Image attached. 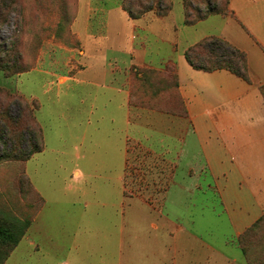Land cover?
Wrapping results in <instances>:
<instances>
[{"label": "crops", "instance_id": "1", "mask_svg": "<svg viewBox=\"0 0 264 264\" xmlns=\"http://www.w3.org/2000/svg\"><path fill=\"white\" fill-rule=\"evenodd\" d=\"M86 1L84 19H78L77 7L71 22L80 43V50L72 52L78 66L54 72L40 60L32 70L49 78L43 97H31L39 104L43 150L26 162V173L43 206L29 230L49 205L57 210L64 201L66 211L74 209L67 221L43 226L78 230L71 251L89 252L94 242L104 245L110 230L118 260L113 264H249L237 241L264 216V98L259 90L264 83V0H230L231 14H213L194 25L184 23L183 9L180 28L171 37L149 30L164 21L155 12L133 20L121 0L114 5ZM119 25L128 28L130 45L118 47L122 54H109L108 33ZM138 30L142 45L134 51ZM211 36L247 54L251 83L226 70L209 73L188 64L186 49ZM150 45L157 52H148ZM161 46L172 54L163 56ZM174 53L187 116L131 105L126 86L131 69H160ZM52 140H60L61 149ZM132 149L144 158V168L130 182L126 166ZM42 170L66 172L63 197L47 199L42 193L35 181ZM43 183L51 188L47 177ZM202 209L226 217L224 235L201 229ZM88 230L96 232L81 236ZM31 242L40 252L46 240ZM51 243L55 240L49 237Z\"/></svg>", "mask_w": 264, "mask_h": 264}, {"label": "rangeland", "instance_id": "2", "mask_svg": "<svg viewBox=\"0 0 264 264\" xmlns=\"http://www.w3.org/2000/svg\"><path fill=\"white\" fill-rule=\"evenodd\" d=\"M118 1L120 0H105L108 5H114ZM169 1L172 3V10L168 16L164 18L162 23L155 22L149 27V30L151 29V32H154L156 36H161L162 34L171 37L174 36L173 29L177 27L179 30L180 28L183 17L182 0ZM97 3H99V0H93V4L97 5ZM77 7L79 9L78 19L82 20L86 14V0H0V12H2L0 15V59L4 60V62L6 61V57H3L6 55L5 49L7 51L16 50L20 54L16 70H19V68L26 70L9 78L0 71V87L2 89L20 94L31 102L33 100L32 96L43 97L45 78H49V75H38V73L36 75L32 71L37 67L40 60L44 66H51L54 72H63L65 67L68 66H78L76 59L72 58V52L80 50V43L71 28V22L76 15ZM108 8L112 9V6ZM142 27L147 28L145 26ZM113 29H116L115 31L118 30L117 35ZM129 33L128 28L123 25L114 26L110 29L108 33L109 39L106 41L109 54L121 53L118 47H128L130 45L129 37L131 34ZM141 35L140 30L135 34L134 51H137L139 46L142 45L140 42ZM178 35L179 33H177V37ZM153 38L150 37V39ZM157 50L156 45H150L148 52L155 53ZM159 50L163 53V56L172 54L171 51H166L164 46H161ZM124 56L123 54L122 57ZM176 59L177 54L174 53L173 57L170 56L167 59L169 62L163 67L165 68L167 65L176 67ZM163 67L160 69L149 66L137 68H152L161 71L164 69ZM134 68L131 69L126 86L129 87L133 94L132 99L135 105L167 114L180 115L183 99L179 86L177 87L176 85L177 81L167 80L162 73L148 77L147 80L143 81L144 78L136 76ZM164 83L170 87L164 88ZM149 84L152 85L150 86ZM40 100L41 103H46L43 98ZM46 105H53V103L48 102ZM59 105V107L64 106L63 97L60 99ZM12 111L17 114V106L12 107ZM216 129L219 131V126ZM58 132H63V129H59ZM53 144L61 149L60 140L54 141ZM138 154V150H131L129 170L127 172L130 182L132 177L138 178L143 172L144 167L141 163L144 158ZM33 166L34 161L29 162L28 171L31 177ZM41 173L42 178H39L38 174L37 177L35 176V181L47 199L63 197L62 184L66 172L64 170H42ZM46 177L47 180L52 181L51 188H48L49 184L43 183L46 181ZM45 185L47 188H42ZM51 205L54 207L55 203ZM42 206L43 201L27 176L26 162L14 159L0 161V223L11 225L16 221H31L32 225ZM50 208L49 205L43 217L30 230L31 225L29 226L27 234L18 247L11 251L10 255H12L8 258L6 264H65V261H70L72 264L118 263L116 250L113 251V242L109 240L108 231L110 230L105 232L107 236H105L106 243L104 245L94 242L91 244L93 250L89 252L82 253L81 250L79 251L75 248L71 251L72 237L78 230H65L64 228L58 230L54 226L52 229H48L43 224L44 222L46 224L49 222L53 225L61 224L67 221L66 217L74 209L66 211L64 201L59 203L57 210L52 211ZM201 211V229L211 228L216 232V236L221 237L224 235L226 230H228L226 217L217 218L215 216L216 213L205 212L204 209ZM93 232H96V230L82 231L81 236L85 234L91 235ZM39 237L45 239L46 243L41 244L42 250L40 252H36L31 240L34 241ZM49 237L54 238V246L52 243L49 246ZM237 243L241 248L242 255L249 264H264V216L252 228L244 232ZM9 248V244L0 243V261H2L4 253Z\"/></svg>", "mask_w": 264, "mask_h": 264}, {"label": "trees", "instance_id": "3", "mask_svg": "<svg viewBox=\"0 0 264 264\" xmlns=\"http://www.w3.org/2000/svg\"><path fill=\"white\" fill-rule=\"evenodd\" d=\"M229 3L230 0H182L184 23L194 25L213 14L229 15L231 14ZM121 4L133 20L140 19L150 12H155L159 17H166L172 10V3L169 0H122ZM4 52L6 55L3 57H6V61L0 59V71L6 77H13L26 71L20 68L16 70L20 55L18 51L5 49ZM184 57L196 70L209 73L226 70L251 83L247 54L223 38L216 36L204 38L186 49ZM134 72L137 77L144 78L143 81L162 73L167 80H176V85L179 86L176 67L170 65L161 71L152 68H134ZM163 87L170 86L164 83ZM259 90L264 98V83L259 86ZM132 98L133 94L130 91V104L135 105ZM14 106L18 108L17 114L12 111ZM38 108L39 104L36 100L30 102L20 94L5 91L0 87V161L14 159L27 162L34 154L43 150L42 130L35 117ZM180 116H187L184 101ZM129 163L128 158L126 171L129 170ZM37 194L39 195L38 192ZM39 197L42 199L40 195ZM30 225L31 221H16L11 225L0 223V243L10 245L0 264L7 260Z\"/></svg>", "mask_w": 264, "mask_h": 264}]
</instances>
